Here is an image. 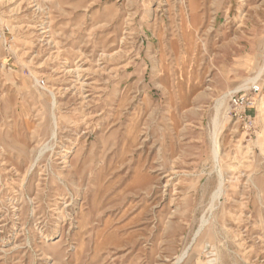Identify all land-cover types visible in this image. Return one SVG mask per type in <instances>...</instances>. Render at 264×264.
Masks as SVG:
<instances>
[{"label": "rangeland", "instance_id": "obj_1", "mask_svg": "<svg viewBox=\"0 0 264 264\" xmlns=\"http://www.w3.org/2000/svg\"><path fill=\"white\" fill-rule=\"evenodd\" d=\"M0 264H264V0H0Z\"/></svg>", "mask_w": 264, "mask_h": 264}, {"label": "built area", "instance_id": "obj_2", "mask_svg": "<svg viewBox=\"0 0 264 264\" xmlns=\"http://www.w3.org/2000/svg\"><path fill=\"white\" fill-rule=\"evenodd\" d=\"M249 91L251 94H257L258 88L256 86H252ZM229 100L231 109L237 117L247 118L245 115L246 111L251 110L255 105L252 97H247V95H243L241 93L232 94Z\"/></svg>", "mask_w": 264, "mask_h": 264}]
</instances>
